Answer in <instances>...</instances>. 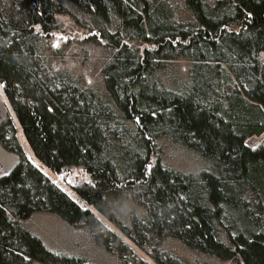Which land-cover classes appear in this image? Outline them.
<instances>
[{"label":"trees","instance_id":"trees-1","mask_svg":"<svg viewBox=\"0 0 264 264\" xmlns=\"http://www.w3.org/2000/svg\"><path fill=\"white\" fill-rule=\"evenodd\" d=\"M90 54L98 87L64 64ZM263 55L264 0H0V146L17 156L0 175V264H93L24 227L42 212L123 264H188L170 242L191 264H264V140L246 143L264 133ZM165 143L207 168L165 166ZM25 145L55 174L81 167L87 206Z\"/></svg>","mask_w":264,"mask_h":264},{"label":"rangeland","instance_id":"rangeland-1","mask_svg":"<svg viewBox=\"0 0 264 264\" xmlns=\"http://www.w3.org/2000/svg\"><path fill=\"white\" fill-rule=\"evenodd\" d=\"M171 4L181 6L183 0H167ZM212 1V0H208ZM185 16V13H183ZM65 22L64 31L56 32L58 37H63L69 30L68 21L62 19ZM80 34L77 33L78 37ZM57 45H62V40H56ZM100 55L90 54V59L86 61H75L73 62L71 58H67L65 65L72 67L73 73L78 75L84 80L88 85L100 86ZM264 60V55L262 56ZM180 67L185 68V63H180ZM8 108L4 95L3 88L0 85V121L7 115ZM264 140V133L261 136H253L246 139V143L252 147L260 145ZM169 144V143H165ZM169 144L168 147L162 148L161 157L163 164L167 167L181 170V171H198L201 168H207V166L202 163L201 159L195 154H190L185 152L183 148H178L175 145ZM25 149L28 153L31 161L43 172V174L52 182H54L59 188L65 191L69 196H71L75 201H77L82 207L87 206V204L80 200L76 194L74 186L88 181L87 173L81 167H71L63 171L61 174H55L49 170L42 162L40 163L35 156L32 154L31 150L25 145ZM199 158V159H198ZM201 160V161H200ZM17 156L14 153L8 152L0 146V175L6 174L9 170L16 164ZM104 225L112 230L118 231L112 224L108 223L105 219H102ZM24 227L34 236L39 238L44 246L50 252L55 254H61L66 256H82L89 262L93 264H123L122 261L117 258L110 256L105 253L99 246H97L93 240L82 235L81 230H77L72 226L66 224L59 217L50 213H35L26 222ZM165 249L170 252L173 251V255L182 260L183 263L191 264L192 254L189 253L181 245L170 242L169 244H164ZM134 247V246H133ZM170 248V249H169ZM135 252L139 256L147 257L146 254L134 247ZM29 264H40L38 262L32 261ZM214 264H230V263H218Z\"/></svg>","mask_w":264,"mask_h":264}]
</instances>
